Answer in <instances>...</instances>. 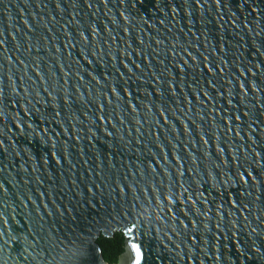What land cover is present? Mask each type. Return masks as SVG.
I'll list each match as a JSON object with an SVG mask.
<instances>
[{"label":"water","instance_id":"water-1","mask_svg":"<svg viewBox=\"0 0 264 264\" xmlns=\"http://www.w3.org/2000/svg\"><path fill=\"white\" fill-rule=\"evenodd\" d=\"M264 264V0H0V264Z\"/></svg>","mask_w":264,"mask_h":264},{"label":"trees","instance_id":"trees-1","mask_svg":"<svg viewBox=\"0 0 264 264\" xmlns=\"http://www.w3.org/2000/svg\"><path fill=\"white\" fill-rule=\"evenodd\" d=\"M97 242L101 248L104 260L108 264H117L119 256L125 250V235L121 231L114 232L113 236H99Z\"/></svg>","mask_w":264,"mask_h":264},{"label":"snow or ice","instance_id":"snow-or-ice-1","mask_svg":"<svg viewBox=\"0 0 264 264\" xmlns=\"http://www.w3.org/2000/svg\"><path fill=\"white\" fill-rule=\"evenodd\" d=\"M132 248L136 252L137 264H139V260H140V249L135 244L132 245Z\"/></svg>","mask_w":264,"mask_h":264}]
</instances>
